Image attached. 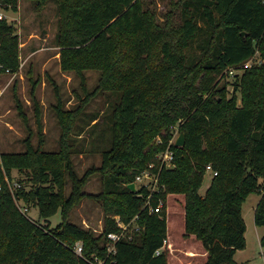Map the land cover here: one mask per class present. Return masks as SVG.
Here are the masks:
<instances>
[{"label":"trees","instance_id":"16d2710c","mask_svg":"<svg viewBox=\"0 0 264 264\" xmlns=\"http://www.w3.org/2000/svg\"><path fill=\"white\" fill-rule=\"evenodd\" d=\"M34 1L40 8L49 0ZM57 1L63 68L98 69L96 90L118 96L113 141L101 165L78 176L67 143L71 124L60 112L68 126L58 152L44 150L43 138L35 147L30 133L26 150L0 153V264H92L95 255L106 256V235L119 230L117 218L130 222L137 214L143 229L122 239L106 264H241L235 254L247 246L243 204L252 193L262 195L255 223L264 226V62L237 77L240 104L220 82L229 67L257 52L264 58V0H171L164 19L147 0ZM18 4L0 0L5 9ZM194 46L197 57L190 52ZM19 54L16 26L0 18V73L16 71ZM178 122L184 146L170 144ZM169 146L174 166L161 170L163 189L152 197L164 205L151 213L143 208L148 189L134 192L128 185L152 162L159 167L156 156ZM208 165L218 173L202 195ZM15 168L29 171L30 188L11 190ZM95 172L102 188L87 193ZM87 195L103 207L100 233L71 220ZM19 199L38 206L44 218L61 209L62 222L51 227L32 220ZM79 241L83 256L74 250Z\"/></svg>","mask_w":264,"mask_h":264},{"label":"rangeland","instance_id":"374dc122","mask_svg":"<svg viewBox=\"0 0 264 264\" xmlns=\"http://www.w3.org/2000/svg\"><path fill=\"white\" fill-rule=\"evenodd\" d=\"M147 1L159 19H164L172 8L171 0ZM177 12L180 13L179 10ZM0 13L2 18L16 26L20 37L19 68L16 71L6 68L0 73V153L26 150L25 139L30 133L35 147L43 138L44 150L58 152L63 145L61 137L66 125L59 118L62 112L66 114V123L71 124L67 143L73 169L82 177L90 168L101 165L103 151L112 145V113L118 96L110 91L96 90L101 77L98 69L87 68L79 72L63 68L62 47L57 40L60 28L57 0H49L40 8L34 0H19L17 9L0 6ZM190 52L197 57L200 50L194 46ZM261 59L264 62L259 53L257 61ZM243 73L241 70L236 76L228 75L220 82L226 86L227 97L236 94L239 104L241 90L236 88L235 81L238 76L241 79ZM35 99L40 107L39 117ZM172 133L170 144L176 142L180 135L179 122L172 126ZM212 180V173L207 170L200 189L202 195ZM9 183L13 192L24 184L30 188L29 171L13 169ZM101 188L102 176L99 172L92 174L84 186L87 193L93 194L100 192ZM70 191L69 183L67 194ZM261 197L260 193H252L243 204L247 246L235 254V259L241 264H264V247L261 244L264 226L255 223V210ZM18 204L24 210L26 203L19 199ZM25 212L32 220L50 224L51 227H57L63 220L61 209L49 218L42 217L39 207L33 204H28ZM103 218L102 205L88 195L74 207L71 215L73 222L90 227L96 233L103 230Z\"/></svg>","mask_w":264,"mask_h":264},{"label":"built area","instance_id":"2783aa9c","mask_svg":"<svg viewBox=\"0 0 264 264\" xmlns=\"http://www.w3.org/2000/svg\"><path fill=\"white\" fill-rule=\"evenodd\" d=\"M0 17L2 18L3 15L0 13ZM259 55V52H257L253 57H251L248 61L244 62L243 64L231 66L229 67L226 72L228 75L236 76L239 74V72L244 71L246 68L251 67L255 64H261L263 60L257 61V57ZM157 160L160 164L159 167H157L156 162H152L147 168H145L143 171H141L136 176V184L139 187H146L149 191V193L146 195V200L144 202L143 208H148L149 211L152 212H160L163 208L164 201L162 198L159 199V201L155 204L152 201V197L155 192H160L163 189V186L160 185V173L161 170L166 167L170 168L174 166V158L175 153L170 148V146L157 154ZM156 167L158 169H156ZM207 170H209L212 173V176L217 175V171H215L211 165L207 166ZM20 185V184H19ZM143 195V194H141ZM28 207L25 205L24 211H27ZM139 214H137L130 222H124L120 217L117 218V223L119 225L118 231H111L106 235L107 238V254L105 257H101L98 255H95L93 259H91L92 264H106L108 261H113L115 259V255L118 251V243L124 239H132L133 233L141 231L143 227L138 223ZM167 239L164 240V245L159 248L156 251V254L161 253L162 250H164ZM74 250L77 254L80 256H83V243L81 241L77 242L76 246L74 247Z\"/></svg>","mask_w":264,"mask_h":264},{"label":"water","instance_id":"95a60500","mask_svg":"<svg viewBox=\"0 0 264 264\" xmlns=\"http://www.w3.org/2000/svg\"><path fill=\"white\" fill-rule=\"evenodd\" d=\"M245 34V32H243ZM186 142V134L184 131H181L180 135L178 136V138L176 139V145L177 146H184ZM129 189H131L134 192H138L140 190V187H138V185L136 184V182H131L128 185ZM242 264H248V263H242Z\"/></svg>","mask_w":264,"mask_h":264}]
</instances>
